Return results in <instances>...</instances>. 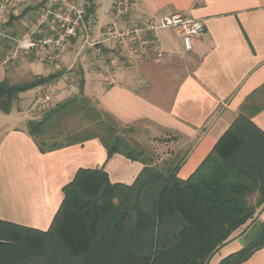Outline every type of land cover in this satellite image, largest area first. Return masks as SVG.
<instances>
[{"label":"crops","instance_id":"crops-1","mask_svg":"<svg viewBox=\"0 0 264 264\" xmlns=\"http://www.w3.org/2000/svg\"><path fill=\"white\" fill-rule=\"evenodd\" d=\"M46 1L0 0V36L5 37L11 28L12 36L19 37L24 23L34 26ZM121 1L130 7L119 17ZM76 3L86 7L88 37L72 39L64 52L34 50L11 68L2 59L5 41L0 38V83L6 80L20 85L61 74L50 83L56 92L49 102L42 97L43 86H38L20 93L9 114L0 112V221L28 229L26 235L31 238H50L44 234L53 230L64 201L63 188L80 169L104 168L112 184L128 186L144 169L141 162L122 155L108 161L107 151L98 140L40 152L28 134V122L38 112L79 95L81 80L83 95L122 126L146 125L154 139H172L182 154L177 172L180 180L189 179L197 171L240 116L264 133V0ZM169 15L204 22L205 33L191 51L185 50L173 29L158 32L155 47L160 56L150 51L143 56L128 55L120 62L116 56L96 54L99 49L84 51L100 41L104 28L115 22L122 28L131 21L159 20ZM15 20V26L11 25ZM52 25L43 26L39 36L50 35ZM99 46L112 49L108 44ZM75 77L80 78L78 83H70L69 79ZM260 208L250 221L264 223V205ZM66 220L62 218L60 224L65 236L74 234L77 239L80 230ZM246 233L234 234L210 264H220L241 251L248 244ZM81 252V248L58 246L57 240L50 239L42 247L26 249V257L18 264H82ZM243 264H264V247Z\"/></svg>","mask_w":264,"mask_h":264},{"label":"trees","instance_id":"trees-1","mask_svg":"<svg viewBox=\"0 0 264 264\" xmlns=\"http://www.w3.org/2000/svg\"><path fill=\"white\" fill-rule=\"evenodd\" d=\"M60 76L38 77L20 85L1 82L0 112L9 114L20 93ZM83 83L79 95L28 122V134L40 152L98 140L108 161L122 155L141 162L144 169L130 186L112 184L104 168L80 169L63 188L64 201L53 230L43 233L49 239L31 238L26 235L28 229L0 221V264H18L26 257V249L42 247L50 239L57 240L58 246L81 248L82 264H210L264 205V133L240 116L197 171L180 180L177 172L182 161L164 163L161 168L153 165L125 137L129 127L98 110L83 95ZM75 116L88 123L81 132L71 134L65 124ZM255 193L258 199L253 206L248 198ZM62 218L78 227L77 239L74 234L65 236ZM253 239L220 264H243L264 247V223Z\"/></svg>","mask_w":264,"mask_h":264},{"label":"built area","instance_id":"built-area-1","mask_svg":"<svg viewBox=\"0 0 264 264\" xmlns=\"http://www.w3.org/2000/svg\"><path fill=\"white\" fill-rule=\"evenodd\" d=\"M118 7V16L127 13L130 4L121 1ZM86 7L76 3V0H47L44 11L36 24L32 26L21 43L24 49L52 52H64L71 40L80 35L88 37L86 24ZM52 25V33L41 38L40 30L45 25ZM127 26V25H126ZM125 27V26H124ZM162 29H173L181 37L186 51H191L195 41L205 33V24L202 20L185 17L182 15H169L159 20L144 18L140 22L131 21L123 31L115 22L104 28L102 39L90 46L108 44L116 48L123 44L131 56H143L153 52L160 56L156 50L158 32ZM88 42V40H86ZM56 92L53 84H45L42 89V97L49 102Z\"/></svg>","mask_w":264,"mask_h":264},{"label":"rangeland","instance_id":"rangeland-1","mask_svg":"<svg viewBox=\"0 0 264 264\" xmlns=\"http://www.w3.org/2000/svg\"><path fill=\"white\" fill-rule=\"evenodd\" d=\"M15 23H17V20H15V22L12 21L11 25L15 26ZM31 25L24 23L23 25L24 32L21 35H19V37L12 36L13 31L11 30V28H9V30L7 29L8 31H6L5 37L0 36V38L5 41V48H3L4 52H3V57H2L3 61L5 62V66L12 68L13 65L17 64V62L22 63L24 58L29 56L30 52L34 51V50L29 51L28 49H24L26 47H22V45L24 44L21 43L25 35H27L28 30L31 27ZM127 27L128 25L125 27H122L123 31L126 30ZM95 49H99V52H96ZM84 51L85 52L95 51L96 54H99L101 56L102 55L116 56L117 59L120 60V62H124V59H125L124 57L129 55L127 48L124 47L123 44H119L116 48H112L111 50L105 49L104 47H100L99 45H97L95 47L90 48L89 50L85 48ZM79 79L80 78L75 77L73 78V81L69 79V82L70 83L73 82L77 84ZM42 112L44 111L42 110ZM42 112H38L37 115L34 116L33 118H35L36 120H39L40 117L42 116ZM87 123L88 122L83 120L81 116H75L67 120L65 127L67 128L68 133L77 134L85 128ZM126 131L127 133L125 134V137L130 141V143L136 149H138L139 151H144L146 155L150 159H152L153 165H156L161 168L163 167L164 163H167V164L171 162L177 163L178 160L182 157V154H180V151L177 149V147L174 144H172V139H165V138H160V139L155 138L154 139L153 136L149 134L146 125L131 126L128 129H126ZM60 140L65 141L64 137L60 138ZM257 199H258V194L255 193L254 195L248 198V202L249 204L254 206ZM260 209L261 208H258L256 210V214ZM260 224L261 223L257 220H255L254 222L249 221L242 229L238 230L237 232L239 231L243 232V230L247 228V231H246L247 233L245 232L247 236L246 241L253 242L255 240L253 238L256 236V233L258 232ZM233 236L231 237V239L233 238Z\"/></svg>","mask_w":264,"mask_h":264}]
</instances>
